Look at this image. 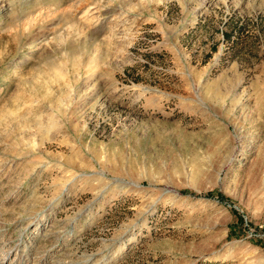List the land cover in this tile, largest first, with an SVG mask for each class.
<instances>
[{"label":"rangeland","instance_id":"374dc122","mask_svg":"<svg viewBox=\"0 0 264 264\" xmlns=\"http://www.w3.org/2000/svg\"><path fill=\"white\" fill-rule=\"evenodd\" d=\"M2 242L264 264V0H0Z\"/></svg>","mask_w":264,"mask_h":264},{"label":"trees","instance_id":"16d2710c","mask_svg":"<svg viewBox=\"0 0 264 264\" xmlns=\"http://www.w3.org/2000/svg\"><path fill=\"white\" fill-rule=\"evenodd\" d=\"M223 35L225 36V38H229V37H230L229 33L225 32V31L223 32ZM180 191H181V192H190V193H192V194H196L195 192L187 191V190H185V189H181Z\"/></svg>","mask_w":264,"mask_h":264},{"label":"bare ground","instance_id":"6f19581e","mask_svg":"<svg viewBox=\"0 0 264 264\" xmlns=\"http://www.w3.org/2000/svg\"><path fill=\"white\" fill-rule=\"evenodd\" d=\"M88 10H89V8L87 9V12H88ZM87 12H86V13H87ZM85 16H87V14H86ZM94 19H95V17H94ZM94 19H93V20H94ZM89 22H90V21H89ZM93 22H94V21H93ZM118 24H119V23H118ZM81 31H82V30H81ZM123 39H125V38H123ZM123 39H122V40H123ZM4 243H5V242H4ZM0 246H1V245H0ZM3 247H4V246H3V242H2V246L0 247V249L2 250Z\"/></svg>","mask_w":264,"mask_h":264}]
</instances>
